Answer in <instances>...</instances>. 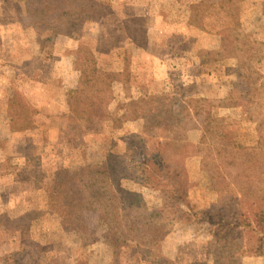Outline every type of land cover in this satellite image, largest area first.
<instances>
[{
  "label": "rangeland",
  "instance_id": "374dc122",
  "mask_svg": "<svg viewBox=\"0 0 264 264\" xmlns=\"http://www.w3.org/2000/svg\"><path fill=\"white\" fill-rule=\"evenodd\" d=\"M0 264H264V0H0Z\"/></svg>",
  "mask_w": 264,
  "mask_h": 264
},
{
  "label": "trees",
  "instance_id": "16d2710c",
  "mask_svg": "<svg viewBox=\"0 0 264 264\" xmlns=\"http://www.w3.org/2000/svg\"><path fill=\"white\" fill-rule=\"evenodd\" d=\"M155 157V156H154ZM157 159H158V156L156 157ZM160 160H162V159H160ZM159 160V162H161ZM99 175H104V173H100ZM59 186H61V185H59ZM54 196V195H53ZM52 197V196H51ZM53 198V197H52ZM60 200H68L70 203H69V205L68 206H71V210H74V208L77 206V204H80V203H82V201L84 202L85 200H86V198H82V197H79L78 199H76V198H74V197H72L71 195H68V196H63L62 195V197L60 198ZM71 215H67V216H65V219H67L68 221H69V218L72 216V215H74L75 214V211H70L69 212Z\"/></svg>",
  "mask_w": 264,
  "mask_h": 264
}]
</instances>
